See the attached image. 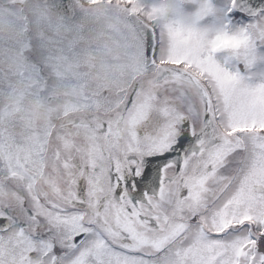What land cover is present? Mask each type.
I'll return each mask as SVG.
<instances>
[{
    "label": "snow or ice",
    "instance_id": "snow-or-ice-1",
    "mask_svg": "<svg viewBox=\"0 0 264 264\" xmlns=\"http://www.w3.org/2000/svg\"><path fill=\"white\" fill-rule=\"evenodd\" d=\"M0 264H264V0H0Z\"/></svg>",
    "mask_w": 264,
    "mask_h": 264
}]
</instances>
